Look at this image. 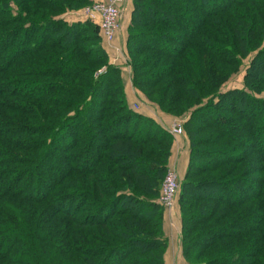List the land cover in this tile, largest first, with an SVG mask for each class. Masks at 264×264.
I'll use <instances>...</instances> for the list:
<instances>
[{"label": "trees", "instance_id": "16d2710c", "mask_svg": "<svg viewBox=\"0 0 264 264\" xmlns=\"http://www.w3.org/2000/svg\"><path fill=\"white\" fill-rule=\"evenodd\" d=\"M131 2L133 86L189 114L187 264H264V0ZM91 3L0 0V264H168L174 137L129 102L99 23L62 17Z\"/></svg>", "mask_w": 264, "mask_h": 264}, {"label": "rangeland", "instance_id": "374dc122", "mask_svg": "<svg viewBox=\"0 0 264 264\" xmlns=\"http://www.w3.org/2000/svg\"><path fill=\"white\" fill-rule=\"evenodd\" d=\"M97 1H106V0H96V1H93V3H95V2H97ZM107 1H109V0H107ZM126 1L127 0H125V1H123V3H122V6H121V10H122V20H121V22L123 21V19H124V12L125 11H129V9L127 10V7H128V3H126ZM93 3H91V4H88L87 6H85L82 10H80V11H77V12H75V11H72V12H69L68 14H64V16H62V17H64V18H66V19H68L69 21H74V20H77L78 18H83V19H88L85 15H84V12H83V10L86 8V7H88V6H90V5H92ZM92 21H95V20H92ZM95 22H97V21H95ZM127 39H128V31H127ZM104 45L105 46H107V48L109 49L110 48V46L112 45V44H108V43H104ZM119 53V52H118ZM122 52H120L119 53V55L121 54ZM109 56H110V62L109 63H111V64H113L112 62H111V59H112V53L111 52H109ZM125 58H126V60H127V65H128V67H130V64H129V55H128V51H126V54H125ZM253 56H254V53H252L249 57H247V58H245L244 60H243V64H242V66L240 67V69H239V71L237 72V73H235L229 80H228V82H226L225 83V85H223V87H222V91H226V90H228V89H231V88H241V87H243V80H244V74H245V71H246V68L249 66V64H250V60L253 58ZM124 59V58H123ZM113 65H115V64H113ZM117 66V65H116ZM120 67V66H119ZM102 71H104L105 69H106V67L104 66H102ZM130 70H131V67H130ZM100 71V70H99ZM96 76V75H95ZM124 77V76H123ZM127 78H124V80H125V83H127V80H126ZM131 83H132V70H131ZM126 86H127V84H126ZM129 86H131V87H133L134 89H136L134 86H133V83L132 84H129ZM134 89H130L131 91H133ZM129 90V91H130ZM136 91H137V93H142V92H140L139 90H137L136 89ZM129 94V93H128ZM130 94H132L133 95V93H130ZM138 95V94H137ZM263 96H264V93L262 94ZM261 96V95H260ZM142 97H143V101H145L146 103H149L148 104V106H147V109H149V110H146L147 112H149L150 113V115H153V113L151 112V111H157V112H159V113H161L162 111L160 110V108L158 107V106H156L155 104H152L144 95H142ZM135 99L133 100V102H137V104L140 102V99H139V97L138 96H136V97H134ZM143 101H141V102H143ZM132 102V101H131ZM132 102V104H133V106L138 110V109H140L139 108V106L138 105H136L135 103H133ZM141 109H142V107H141ZM151 110V111H150ZM160 110V111H159ZM143 113L145 112V110L143 109V110H141ZM188 115L189 114H186V113H184V114H182V115H180V116H170V121H169V124H171V123H173V122H176V121H178V122H180L181 124H182V126L184 125V122L187 120V118H188ZM154 116V115H153ZM167 129H168V127H166ZM183 128H184V126H183ZM185 131V130H184ZM185 134H186V132H185ZM185 134H183L184 136H186ZM174 137V136H173ZM186 138H187V136H186ZM173 145H174V143H173ZM171 167L169 166L168 167V169H167V171H166V173L168 172V170L170 169ZM178 171V170H177ZM166 173H165V176H166ZM178 173H179V171H178ZM180 175V177L182 176V172H181V174H179ZM165 176H164V178H165ZM163 181H164V179H163ZM162 185H163V183H162ZM180 192V191H179ZM180 194V193H179ZM160 197H161V192H160V195H159V197H158V200H157V202L159 203V204H162L161 203V201H160ZM163 206V205H162ZM163 208H164V211H165V225H166V236H167V238H168V240H169V246H168V250H167V252H166V260H167V263L168 264H179V263H177V259H181V262H183V261H185L184 263H187L186 262V260H185V258H184V256H183V252H182V246H181V232H182V222H181V219H180V217H179V213H180V209H179V207H178V202H177V204H176V206H175V208L174 209H172V210H168V209H166L164 206H163ZM172 213H173V216H174V219H172L173 218V216H172ZM179 226V227H178ZM176 227H178L177 229H176ZM97 231H101V229H98L97 228ZM173 235H174V238H173ZM99 236H101L100 234H97L96 233V236H95V239L96 240H94V238L93 239H90L91 240V242H94L95 241V243L96 244H98V245H101V246H104V244H102L100 241H99V239H100V237ZM97 237L99 238L98 240H97ZM171 240H174V251H173V244L171 245ZM169 247H170V249H169ZM14 253H16V252H14Z\"/></svg>", "mask_w": 264, "mask_h": 264}, {"label": "crops", "instance_id": "0c3cea01", "mask_svg": "<svg viewBox=\"0 0 264 264\" xmlns=\"http://www.w3.org/2000/svg\"><path fill=\"white\" fill-rule=\"evenodd\" d=\"M93 1H96V0H93ZM126 3H128L127 4L128 5L127 10L129 9V11L124 12L125 15H124V19H123L122 24H121V30L116 35L114 41L112 42V45L109 48L110 52L112 53L111 62L117 66H120L122 68L124 78H127L126 79L127 80L126 90H127V93H129L128 94L129 102L132 104L133 100L135 99L134 97L138 96L140 99V102L138 104H137V102H133L139 106L140 109H138V110L141 111L144 109L145 114H147L151 117H154L156 120H158L165 127H169L172 124V123L169 124L170 115L164 113L163 111L161 113H159L157 111L155 112V111H151V110L150 111L153 113L154 116L150 115V113L146 111V110H149V109H147V106L149 103H146L145 101H143V97H142L143 94L137 93L136 89L129 86V84H132L131 83V70H130V67H128V65H127V60L125 58L126 57L125 54L127 51V49H126V46H127V29L129 26V21H130V16H131L133 4H132L131 0H127ZM118 52L119 53L122 52V53L119 55ZM130 89H134V90L131 91ZM130 93H133V95ZM141 101H143V102H141ZM141 107H142V109H141ZM189 152H190L189 141L186 138V136H184V135L174 136V145L172 148V155H171V158L169 161V166L171 168H175L176 170H178L179 174H181V172H182V177L184 176L186 169H187L188 160H189ZM172 216H173V213H172ZM179 217H180V213H179ZM172 219H174V216ZM178 227H176V229ZM165 231H166V225H165ZM173 238H174V235H173ZM171 241H172L171 245L173 244V251H174V249H175L174 243H173L174 240H171ZM169 249H170V247H169ZM184 262L185 261L181 262V259H177V263H179V264H187Z\"/></svg>", "mask_w": 264, "mask_h": 264}, {"label": "built area", "instance_id": "2783aa9c", "mask_svg": "<svg viewBox=\"0 0 264 264\" xmlns=\"http://www.w3.org/2000/svg\"><path fill=\"white\" fill-rule=\"evenodd\" d=\"M123 1L125 0L97 1L83 10L88 19L99 23L103 39L108 44H112L121 30ZM102 72L101 69L99 73ZM168 130L173 136H180L185 133L182 124L178 121L173 122ZM180 188L181 177L175 168H170L164 178L160 197V201L166 209L175 208Z\"/></svg>", "mask_w": 264, "mask_h": 264}]
</instances>
